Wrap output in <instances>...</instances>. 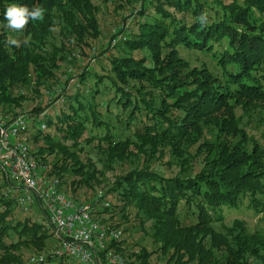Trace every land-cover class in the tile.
Listing matches in <instances>:
<instances>
[{"label": "trees", "instance_id": "1", "mask_svg": "<svg viewBox=\"0 0 264 264\" xmlns=\"http://www.w3.org/2000/svg\"><path fill=\"white\" fill-rule=\"evenodd\" d=\"M12 3L44 16L12 29ZM101 3L126 15L115 45L113 33L104 44ZM182 48L217 68L193 66ZM75 51L100 62L69 68L64 88L57 72ZM260 109L264 0H0V114L36 118L31 152L72 199L104 194L110 206L94 213L122 231L112 247L127 264H264L262 232L214 227L246 199L264 214V142L247 127ZM12 187L0 171V264H79L51 253L48 217L19 211Z\"/></svg>", "mask_w": 264, "mask_h": 264}, {"label": "built area", "instance_id": "2", "mask_svg": "<svg viewBox=\"0 0 264 264\" xmlns=\"http://www.w3.org/2000/svg\"><path fill=\"white\" fill-rule=\"evenodd\" d=\"M113 35L117 36L118 30ZM119 36L112 40L113 45ZM72 57L81 58L80 54ZM50 94L47 96L51 100L53 93ZM35 121L29 113L16 117L0 114V171L13 183L11 196L25 211L35 205L43 209L57 240L51 253L79 264H126L123 254L112 247L122 238V231L95 218L96 205L104 202L105 207L110 206L104 201V194L98 193L91 203L72 199L62 190L61 181L49 175L50 167L31 152L26 134ZM40 128L45 130L46 125L41 123ZM43 260L44 256L32 259Z\"/></svg>", "mask_w": 264, "mask_h": 264}, {"label": "rangeland", "instance_id": "3", "mask_svg": "<svg viewBox=\"0 0 264 264\" xmlns=\"http://www.w3.org/2000/svg\"><path fill=\"white\" fill-rule=\"evenodd\" d=\"M101 5H102V9H103V16L101 19L102 20L103 38H104L103 41H105L104 42V44H105V43L110 42L113 30L116 28L118 29V27H120V25H122L124 23L122 19L126 15H124V13L121 14L119 12L115 13L114 7L111 4L101 3ZM9 38H10V40L14 39L16 41V44H20L25 39V37L21 31H14L9 36ZM96 52L99 53L100 51H96ZM75 53L79 54L78 51H75ZM180 53H181L182 57L188 59L193 66L200 67V66H202V64H206L208 66V68L211 69L212 71H214L217 68L216 62L213 60V58L210 55H206L204 53H197L194 51H188V50L183 49V48L180 50ZM93 58H94V55L92 57L90 56L89 58H86V59L85 58L84 59L83 58L77 59L78 62H77V64H75V62H74V66H68L67 63L62 64L61 69L57 72L58 80L61 81L60 83L62 84L61 86H63L65 88L64 83H65V80H67L68 78L66 77L64 79V77H65L64 75L67 73L69 68H72L73 73H75L76 75H79L80 73H82V71L86 67L88 68L92 64H96V63L100 62V61L96 62V60ZM71 84H73V81ZM63 87H60V89H58V90H60V94L62 93L61 90H63ZM56 90L57 89H54L55 92H56ZM47 93L45 95H47ZM55 97H56V93L53 95L51 100L49 99V97L43 99V103H44L43 105H46L49 102H52ZM237 113H238V116H245V114H246L241 108L237 109ZM252 115H253V117H252V120L250 122H249L248 117H244V122H246V123L249 122L247 127L249 128L250 133H252L258 137H261L262 142H264V110H262V109L257 110ZM95 192L94 191L88 192L86 197H80L79 198V202L80 203H90L93 200L92 198L94 197L93 195L95 194ZM86 198L87 199L90 198L92 200L90 201L88 199L86 201ZM261 198L264 199V196H262ZM19 211H21L24 214L32 215L34 220L36 219V220L41 221L43 219V213L41 211H39L38 209H32V211H27V212L19 209ZM223 214H224V221L222 223L214 224V227L217 231L223 232L226 230V228L231 227L235 220H243L247 223L250 232L260 231L264 234V214L257 213L255 211H253L252 209H250L249 208V199H246L244 201L240 210L224 209ZM95 216H96L95 217L96 219H99V220L105 222L104 217H101L99 215H95ZM137 236L140 237L141 234L138 233ZM54 241H55L54 239L49 240V249L53 250L55 248L57 242H54ZM29 254L30 253L27 254V258L29 257ZM125 260H126V258H125ZM126 264H127V262H126Z\"/></svg>", "mask_w": 264, "mask_h": 264}, {"label": "clouds", "instance_id": "4", "mask_svg": "<svg viewBox=\"0 0 264 264\" xmlns=\"http://www.w3.org/2000/svg\"><path fill=\"white\" fill-rule=\"evenodd\" d=\"M44 16L42 7L34 6L31 9L24 5L16 3L9 4L4 11V18L7 21L8 27L12 29H23L24 26L31 20L36 22ZM10 44H16V41L10 40Z\"/></svg>", "mask_w": 264, "mask_h": 264}]
</instances>
